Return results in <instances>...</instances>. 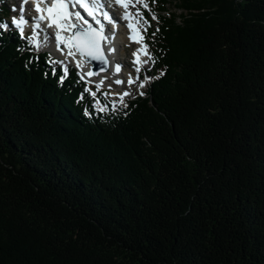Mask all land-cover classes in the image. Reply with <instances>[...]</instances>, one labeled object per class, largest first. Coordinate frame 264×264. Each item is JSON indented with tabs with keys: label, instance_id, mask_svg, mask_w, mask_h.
Wrapping results in <instances>:
<instances>
[{
	"label": "trees",
	"instance_id": "1",
	"mask_svg": "<svg viewBox=\"0 0 264 264\" xmlns=\"http://www.w3.org/2000/svg\"><path fill=\"white\" fill-rule=\"evenodd\" d=\"M157 3L108 111L0 28V264H264V0Z\"/></svg>",
	"mask_w": 264,
	"mask_h": 264
},
{
	"label": "snow or ice",
	"instance_id": "2",
	"mask_svg": "<svg viewBox=\"0 0 264 264\" xmlns=\"http://www.w3.org/2000/svg\"><path fill=\"white\" fill-rule=\"evenodd\" d=\"M27 2V0H25ZM114 3L121 5L126 11L123 18L125 20H131L137 18L138 24H145L147 22L144 20V17L141 12L137 11L135 17L127 11L129 7L135 6L136 0H132V3H126L125 0H114ZM46 5V7H42ZM143 7L148 8V4L144 3ZM77 8H82L85 10L88 17L91 20L86 19L80 11H77ZM35 10L39 13L37 22L35 24L36 28L40 27V21H47V26L49 28H56L54 33V39L59 47L61 44H64L68 47V51L65 53L66 57L76 58L77 54L80 56L88 57L91 60H99L107 63V57L104 55L101 42L110 44L112 40L115 39V33L111 37L104 35L105 32V22L113 24L112 16L104 10L102 0H36ZM47 13L45 15L44 13ZM156 17H154L155 19ZM12 23L17 29H19L20 35L23 37L24 26L27 24V21L24 19L23 15L19 18H13ZM7 23L0 24V28H7ZM127 27L130 30H134V25L128 23ZM146 31V27L143 28ZM66 33L64 36L61 35V32ZM47 38V37H46ZM130 39L135 40V36L130 34ZM143 40V37L140 38ZM30 42H36L37 37L34 35L29 38ZM63 52V49H60ZM109 52H114V48H109ZM139 51H144L147 54V45L143 49H139L137 53H134L137 56L136 63H139L138 53ZM55 66L56 64L61 65V75L59 76V83L63 84L65 79L68 76V67L64 61H51ZM147 63V61H145ZM77 67H80V61H76ZM120 65H116V72L120 71ZM106 70L104 68L101 69ZM139 70V69H137ZM47 75V73H45ZM52 75H55V67L52 68ZM87 75H98V73H88ZM81 79H84V74H81ZM115 83H123L121 80H116ZM129 83H133L132 80H129ZM103 85V81H100L98 87ZM143 87V85H141ZM87 92H91L90 89H85ZM143 95V92L140 93ZM91 95L95 97L96 93L91 92ZM107 95V94H105ZM121 96V103H123V96L130 95V93L125 92L119 94ZM83 97L81 96V99ZM101 111L104 109L101 108Z\"/></svg>",
	"mask_w": 264,
	"mask_h": 264
},
{
	"label": "rangeland",
	"instance_id": "3",
	"mask_svg": "<svg viewBox=\"0 0 264 264\" xmlns=\"http://www.w3.org/2000/svg\"><path fill=\"white\" fill-rule=\"evenodd\" d=\"M150 1H152L153 2V0H150ZM174 2V1H173ZM144 3H147L148 4V0H139V1H137L136 3H135V7L136 8H139V5L140 6H143V4ZM167 7L168 8H171V9H175V4H173V3H170V0H168V3H167ZM145 9V8H144ZM140 10V9H139ZM145 10H147V11H151V8H150V6L148 5V8L147 9H145ZM179 12V11H178ZM152 17H155V15H154V13L152 14ZM147 22V21H146ZM147 24H148V22H147ZM144 27H146V25L145 24H143V27H142V29L144 28ZM144 31V30H143ZM145 33L147 32V28H146V31H144ZM132 48H135V46L133 45V44H131L130 46H129V49H132ZM55 61H57V60H55ZM59 61V60H58ZM150 69V72L152 71V69H151V67H149ZM85 72V71H84ZM83 72V73H84ZM143 74V73H142ZM153 74H151V75H149V74H145L144 75V77H141V78H143L142 80H141V85H142V82H143V80L144 81H151V78L153 79ZM140 78V79H141ZM120 79V78H119ZM105 83V82H104ZM123 83H125L124 85H126V83L128 84L129 83V81L128 80H123ZM106 84V86H108L112 91H114V90H118V91H120V93L122 94V92H123V89H121L120 88V84H114V82L113 81H109L108 83H105ZM114 88H119V89H114ZM124 88H125V86H124ZM128 88V87H127ZM140 92L139 91H135V92H133L132 93V96H134L135 94H139ZM119 99L118 100H115V99H113V98H111V99H109L110 100V102H111V106H113L114 108H117V107H124V106H126L127 105V98L125 97V96H123V102H124V104L123 105H121V96H119L118 97ZM113 107H111V108H113ZM98 108H103V109H107L108 108V106L106 105V104H102L100 107H98Z\"/></svg>",
	"mask_w": 264,
	"mask_h": 264
},
{
	"label": "bare ground",
	"instance_id": "4",
	"mask_svg": "<svg viewBox=\"0 0 264 264\" xmlns=\"http://www.w3.org/2000/svg\"><path fill=\"white\" fill-rule=\"evenodd\" d=\"M0 1H2V0H0ZM37 31H39V30H37ZM123 31H127L126 28L123 29ZM123 34H124V32H123ZM106 36L111 37L112 35L111 34H107ZM123 38H125V37L123 36ZM51 47L54 48V49H56L57 52H60L61 56L64 57V59H66L68 62H71V63L76 64V61L78 60V56H76V58L73 59L71 57H66V55H65V53L68 51V47H65V46H63V47H61V46L57 47V44H56L55 40L52 43V46ZM114 47H115V43L113 42V40H112V42L110 44L105 43V51H106V54L108 55L110 61H112L113 58H112L111 53L108 51V49L109 48H114ZM60 49H63V52ZM121 49H123V48L121 47ZM111 67H113L112 62H111ZM80 68L82 70H84V71L87 69L86 65L85 64L82 65L81 63H80ZM121 75L122 76H119V78H125L124 74H121ZM115 77H116V74L113 72V69L111 68L109 71H106V72L101 73L98 76L94 77V81H97L98 82L97 84H100V81H103V83L104 82L105 83H108L109 81L111 82L112 80H114ZM107 106H108V109H109V104Z\"/></svg>",
	"mask_w": 264,
	"mask_h": 264
},
{
	"label": "water",
	"instance_id": "5",
	"mask_svg": "<svg viewBox=\"0 0 264 264\" xmlns=\"http://www.w3.org/2000/svg\"><path fill=\"white\" fill-rule=\"evenodd\" d=\"M101 48H102V51L104 53L103 42H101ZM97 65H98V63L96 62L95 63V67H94L95 73H99L100 72V68Z\"/></svg>",
	"mask_w": 264,
	"mask_h": 264
}]
</instances>
